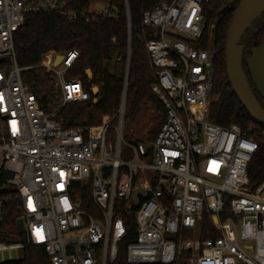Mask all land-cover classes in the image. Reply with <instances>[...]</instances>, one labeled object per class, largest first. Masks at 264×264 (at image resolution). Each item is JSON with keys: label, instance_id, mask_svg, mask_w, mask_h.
<instances>
[{"label": "built area", "instance_id": "1", "mask_svg": "<svg viewBox=\"0 0 264 264\" xmlns=\"http://www.w3.org/2000/svg\"><path fill=\"white\" fill-rule=\"evenodd\" d=\"M82 1L0 0V226L12 205L24 226L0 234V251H23L5 264L23 262L29 247L42 250L43 264H264V182L251 188L248 175L258 143L210 120L215 52L200 45L212 0H172L144 14L166 120L137 144L124 139L130 54L120 108L95 127L60 115L99 90L69 78L77 50L49 52L37 66L51 98L35 93L18 63L15 36L30 16L73 23L118 13Z\"/></svg>", "mask_w": 264, "mask_h": 264}, {"label": "trees", "instance_id": "2", "mask_svg": "<svg viewBox=\"0 0 264 264\" xmlns=\"http://www.w3.org/2000/svg\"><path fill=\"white\" fill-rule=\"evenodd\" d=\"M90 1L83 0L81 6L87 7ZM165 2L172 0H110V4L118 9L115 16H98L73 23L57 15L30 16L15 36L18 63L27 68L25 81L36 94L46 93L51 98L49 75L37 66L49 52L63 55L77 50L80 56L69 78L81 79L90 92L93 87H98L100 92L97 96L91 92V101L68 106L60 115L70 125L100 126L104 117H114L120 108L125 89L126 62L130 54L125 120L134 119L144 105H151L159 115L151 131L152 140L155 139L166 120V111L152 92L154 72L146 49L149 30L143 27V16ZM240 2L236 0L229 7L225 4L226 0H212L204 6L207 26L200 48L209 47L215 52L216 80L211 122L221 127L238 125L244 131L251 132L258 143L259 149L248 168L250 187L255 188L264 182V129L249 116L234 94L226 70L227 36ZM211 24H214V37L209 42L208 29ZM263 42L264 14L243 39L245 57H251L253 50ZM116 58H122V61L117 63ZM88 71L92 73L91 78ZM20 217L15 205L10 206L6 220L0 226V234L20 235L16 226ZM44 261L40 248L29 247L25 251V260L20 264H43ZM177 264L186 262L179 261Z\"/></svg>", "mask_w": 264, "mask_h": 264}, {"label": "water", "instance_id": "3", "mask_svg": "<svg viewBox=\"0 0 264 264\" xmlns=\"http://www.w3.org/2000/svg\"><path fill=\"white\" fill-rule=\"evenodd\" d=\"M264 14V0H241L236 9L231 26L229 28L226 41V70L229 83L234 94L248 112L249 116L264 129V107L258 101L251 84L244 70V53L246 50L243 44L248 29L262 17ZM63 60L59 56L56 65ZM248 71L254 89L264 100V42L253 50L251 57L246 60ZM88 77H92L91 71H88ZM93 94L98 95L99 90L93 89ZM127 98V92L125 99ZM138 195L144 196L143 191L135 193L133 204L137 205ZM18 229L24 230L22 220H19ZM9 242L16 240H8Z\"/></svg>", "mask_w": 264, "mask_h": 264}, {"label": "rangeland", "instance_id": "4", "mask_svg": "<svg viewBox=\"0 0 264 264\" xmlns=\"http://www.w3.org/2000/svg\"><path fill=\"white\" fill-rule=\"evenodd\" d=\"M93 6L102 8L107 7L110 4V0H93ZM226 5H232L226 0ZM214 24H211L208 29L209 41L214 37ZM157 111L152 108L151 105H144L141 111L135 116L134 119L130 120L126 118L124 128V139L129 143L143 142L146 140H152L151 131L154 128L155 121L158 118ZM118 120L114 123L117 125ZM23 256V251L20 250H7L0 251V264L5 263H16Z\"/></svg>", "mask_w": 264, "mask_h": 264}, {"label": "flooded vegetation", "instance_id": "5", "mask_svg": "<svg viewBox=\"0 0 264 264\" xmlns=\"http://www.w3.org/2000/svg\"><path fill=\"white\" fill-rule=\"evenodd\" d=\"M249 30V29H248ZM244 39V38H243ZM244 44V43H243ZM246 51V50H245ZM249 58V57H248ZM247 57H245V53H244V70H245V72H246V75H247V77H248V80H249V82H250V84H251V87H252V89H253V91H254V93H255V95H256V97H257V99H258V101L261 103V105L264 107V100L260 97V95L256 92V90L254 89V87H253V84H252V81H251V76H250V73H249V71H248V67H247V64H246V60L248 59Z\"/></svg>", "mask_w": 264, "mask_h": 264}]
</instances>
